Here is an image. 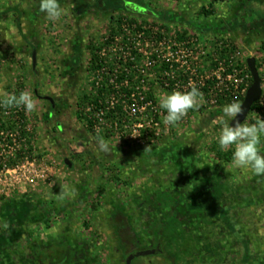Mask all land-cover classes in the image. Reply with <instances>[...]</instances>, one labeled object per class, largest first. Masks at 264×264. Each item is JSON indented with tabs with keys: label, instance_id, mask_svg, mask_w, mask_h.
<instances>
[{
	"label": "rangeland",
	"instance_id": "1",
	"mask_svg": "<svg viewBox=\"0 0 264 264\" xmlns=\"http://www.w3.org/2000/svg\"><path fill=\"white\" fill-rule=\"evenodd\" d=\"M209 1L144 0L143 6L151 10L146 14L102 10L107 2L81 13L75 0H63L59 1L62 16L51 20L40 11L39 0H0V97L28 92L36 105L32 112L0 107V264H38L40 249L58 242L76 251V264H126L112 216L116 205L140 229L160 213L138 200L152 197L158 189L175 195L191 191L199 199L213 170L222 172L238 195L228 200L235 206L234 231L220 220L207 224L199 216L186 217L181 203L178 210L184 225L199 239L197 260L190 264H264V175L234 167L232 148L221 150L222 158L217 154L223 107L235 101L233 96L225 92L216 103L199 96L197 106L175 126L165 125L159 98L185 91L157 83L150 46H139L148 51L144 58L134 53L137 68L129 58L119 60L128 43L122 25L135 23L166 27L171 38L194 39L192 46L204 71L217 60L233 58L235 63V44L239 62L255 56L264 64V32L250 29L264 15V3L223 0L214 14L206 16L201 8ZM153 11L167 20H158ZM237 21L245 23L243 31L234 28ZM262 28L264 19L258 30ZM115 34L122 36L116 42L108 38ZM226 41L232 53L220 58L219 48ZM93 52L106 60L101 65L107 69L104 77L97 76L101 68L90 70ZM140 65L145 78L138 72ZM115 68L131 71L129 86H144L146 95L156 100L155 108L137 115L147 123L145 138L123 136L127 123L103 115L98 119L95 104L79 105L84 94L95 95L104 85L108 91L101 95L102 101H110L114 90L109 71ZM260 71L264 77V68ZM122 94L116 91V100L122 102ZM46 96L53 98L54 106ZM154 115L156 123L150 122ZM257 119H264V98L245 122ZM127 130L131 133L133 127ZM261 148L264 151V138ZM10 201L17 202L16 214L2 209ZM139 238L143 244L153 241L145 231L139 232ZM212 241H217L212 249L218 254L204 247ZM132 264L172 263L147 255L135 257Z\"/></svg>",
	"mask_w": 264,
	"mask_h": 264
},
{
	"label": "trees",
	"instance_id": "2",
	"mask_svg": "<svg viewBox=\"0 0 264 264\" xmlns=\"http://www.w3.org/2000/svg\"><path fill=\"white\" fill-rule=\"evenodd\" d=\"M63 1V0H59ZM77 2L78 9L81 13L87 12L92 9L100 8V4L107 2V4L102 8L105 11H115L118 8L125 9L132 12L126 7L127 3H134L138 5H144V0H94L89 3L85 0H75ZM223 0H210L206 5L202 6L201 12L210 16L216 12V3ZM252 1V0H251ZM248 1L244 0V3ZM260 3H264V0H259ZM254 12L253 10H250ZM264 15L260 17L259 21H254L253 26L250 29L262 27ZM234 28L243 27L245 23L235 22ZM258 23V24H255ZM133 24V23H131ZM139 28L142 25H137ZM248 31V29H244ZM115 32V31H114ZM232 42V40H231ZM228 41L223 43V46L219 48L218 54L220 58L232 53L229 49ZM234 44V43H233ZM90 48L93 49V44H90ZM237 47L235 44V52H237ZM106 63V60L100 57L99 54L93 52L91 58L90 70H97L101 68L102 64ZM258 69H260V64L258 60L256 61ZM130 64V63H129ZM247 64V62H246ZM261 77L262 73L260 72ZM105 76V75H104ZM124 76V75H123ZM122 76V77H123ZM252 83V77L250 79V85ZM105 85L102 86L97 94H84L79 101V105H86L93 103L96 106V111L101 108H106L105 101H102L101 95L108 91ZM128 93H131L130 91ZM152 98V96H150ZM105 97L103 98V100ZM244 97L239 98L238 102H242ZM261 99L254 104L250 114L257 109L258 104ZM121 108L118 106L116 108H109L105 117L107 120H112L118 118L120 115ZM92 124V123H91ZM123 139H125L123 137ZM218 156L222 158L225 155L223 151L218 150ZM227 155V154H226ZM204 194L198 198L191 191L186 193H180L175 195L170 190L158 189L152 197L138 200V203H145L147 206L154 205L156 210L160 213L158 216L151 219L148 225L140 227V229L135 228L129 222L127 215L124 212V208L118 204L113 211V221L115 224L116 234L120 242V247L124 251L125 257H128L131 253L139 250H156L151 256H158L169 259L172 264H190L193 260H197V245L199 243L198 236L192 231L188 230L183 222V218L180 215L178 206L183 203L185 206L186 217L199 216L207 224H213L216 220H220L225 223L229 228L234 231V226L232 222L231 210L235 206L228 203V200L232 196H238L236 191L233 190L231 183L224 178L222 172L218 170H213L209 173L208 179L204 182ZM16 201H10L2 209L8 214H16ZM168 210L169 213L163 215L162 210ZM161 211V212H160ZM145 231V233L152 235L151 244H143L139 238V232ZM130 242L129 246L126 242ZM64 242V241H63ZM217 241H212L206 243L204 247L211 254H218V250H213L212 246ZM219 247V245H218ZM77 253L70 246V244L64 242L53 243L47 249H40L38 253V264H76Z\"/></svg>",
	"mask_w": 264,
	"mask_h": 264
},
{
	"label": "built area",
	"instance_id": "3",
	"mask_svg": "<svg viewBox=\"0 0 264 264\" xmlns=\"http://www.w3.org/2000/svg\"><path fill=\"white\" fill-rule=\"evenodd\" d=\"M137 25L138 24L135 23H123L122 28L124 34L127 36L128 43L127 46L124 47L126 50L119 54V60L129 58L131 60L130 63L134 64L137 68V63L135 61L137 57L134 53L138 54L140 59L147 56L148 51L139 47L145 44L146 46H150L155 54V57L152 59L153 64L150 62V65L156 67L152 75L157 76V83L163 85L164 88H180L184 91H190L192 87H195L198 89L200 96L206 100L208 99L211 103H216L218 99L224 96L225 92L233 96L235 101L245 96L250 86L251 73L245 62L238 61L237 55L239 51L235 52V63H233V58L226 61L222 59L217 60L212 69L204 71L198 61V56L195 55V49L192 46L195 42L194 39L190 37L182 39L171 38L166 31V27L141 26L139 28ZM119 37L122 36L115 34L108 38L116 42L119 40ZM108 38H106L105 41L107 40L109 42ZM128 44H130L129 47ZM259 64V72H261L260 70L264 68V64L262 61H260ZM140 67H142V65H140ZM140 67L138 72L145 78L147 74L146 70ZM124 71L125 72L118 71L117 68L112 72L109 71L112 77L109 86L114 91L111 94L110 101L105 104L107 106L106 108L104 107L105 111L100 109L97 113V117L101 120L102 115L105 116L109 108H116L119 106L121 107L119 113L122 116H119L118 118L120 119L115 122L127 123L124 125L126 135L123 134V136H129L130 138H145L149 134L146 129L147 123L144 124L141 119L139 120L137 115L147 108H155L156 100L146 95L144 86L138 85L134 88L130 87L128 74L131 71L128 69H124ZM106 74L107 69L103 66L98 70L97 76L104 77ZM144 78L141 82L145 81ZM263 81L264 77L262 78V86ZM97 84H101L100 81H98ZM116 91L123 92V103L119 101V99L116 100ZM129 91L131 93H128ZM263 98L264 94H262L260 99L262 100ZM123 108H125L124 111ZM127 117L129 118L128 120L126 119ZM153 117L150 122L156 123L157 115ZM132 118L138 120L137 122L135 120L136 123L134 126L131 125ZM132 127L133 131L130 130L131 133H129L127 128L131 129ZM5 167L6 164L4 165V168Z\"/></svg>",
	"mask_w": 264,
	"mask_h": 264
},
{
	"label": "clouds",
	"instance_id": "4",
	"mask_svg": "<svg viewBox=\"0 0 264 264\" xmlns=\"http://www.w3.org/2000/svg\"><path fill=\"white\" fill-rule=\"evenodd\" d=\"M39 9L51 20L58 19L63 14L59 0H39ZM199 96L200 93L195 87H192L190 91H174L161 96L159 106L166 112L164 124L175 126L189 110L197 106ZM0 107H22L26 112H32L36 105L28 92H22L19 95L0 97ZM243 111L238 101L223 107L225 121L217 137V143L221 150L233 149L234 167L250 170L253 175H264V151L261 148L262 138H264V119H257L253 123L241 122L239 117ZM65 194H67L66 189Z\"/></svg>",
	"mask_w": 264,
	"mask_h": 264
},
{
	"label": "water",
	"instance_id": "5",
	"mask_svg": "<svg viewBox=\"0 0 264 264\" xmlns=\"http://www.w3.org/2000/svg\"><path fill=\"white\" fill-rule=\"evenodd\" d=\"M246 1H251V0H246ZM126 7L128 9H130L131 11L134 12H139V13H146V14H151V10L145 8L142 5H138V4H134V3H127ZM154 13V11H153ZM155 14V13H154ZM36 50L33 51V67L35 68L36 66ZM257 59L255 56H250L246 59L248 68L250 70L251 73V77H252V83L249 86L243 101L241 102V105L243 107V114L239 117V120L241 122H245V120L247 119V117L249 116L252 107L254 106L255 103H257L262 94H263V86H262V77L261 74L259 72V69L257 67V63H256ZM46 99L50 100V102L52 103V105L54 106L55 102L53 100V98L46 96ZM231 123V122H230ZM235 122H233L234 124ZM66 164L71 167L72 163L71 161H69V159L65 160ZM156 250H139V251H135L133 253H131L127 258H126V264H132V261L135 257L138 256H147V255H151L153 253H155Z\"/></svg>",
	"mask_w": 264,
	"mask_h": 264
},
{
	"label": "crops",
	"instance_id": "6",
	"mask_svg": "<svg viewBox=\"0 0 264 264\" xmlns=\"http://www.w3.org/2000/svg\"><path fill=\"white\" fill-rule=\"evenodd\" d=\"M216 5H217V3H216ZM216 5H215V7H216ZM156 13V12H155ZM157 15H158V17H156V18H158V20H167V17H165L164 15H162V13H156ZM153 17H155V16H153ZM236 24V23H235ZM235 29H237V28H235ZM239 29L240 30H242V27H238V31H239ZM257 30V32H264V28H262V31L261 30H258V29H256ZM236 31V30H235ZM243 31V30H242ZM252 32H254V30L252 31ZM252 33L250 32V31H248V36L249 35H251ZM238 35V33H237V31H236V36ZM235 40H236V38H235ZM244 40V39H243Z\"/></svg>",
	"mask_w": 264,
	"mask_h": 264
},
{
	"label": "flooded vegetation",
	"instance_id": "7",
	"mask_svg": "<svg viewBox=\"0 0 264 264\" xmlns=\"http://www.w3.org/2000/svg\"><path fill=\"white\" fill-rule=\"evenodd\" d=\"M127 258V257H126Z\"/></svg>",
	"mask_w": 264,
	"mask_h": 264
}]
</instances>
